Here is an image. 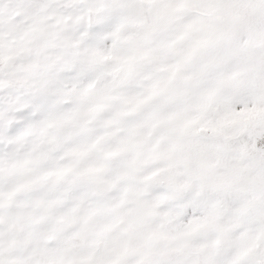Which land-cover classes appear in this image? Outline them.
<instances>
[{
  "label": "snow or ice",
  "instance_id": "1",
  "mask_svg": "<svg viewBox=\"0 0 264 264\" xmlns=\"http://www.w3.org/2000/svg\"><path fill=\"white\" fill-rule=\"evenodd\" d=\"M0 264H264V0H0Z\"/></svg>",
  "mask_w": 264,
  "mask_h": 264
}]
</instances>
